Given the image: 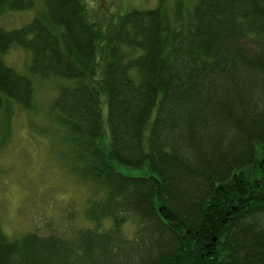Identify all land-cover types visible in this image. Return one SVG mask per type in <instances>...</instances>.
Here are the masks:
<instances>
[{"label": "trees", "instance_id": "1", "mask_svg": "<svg viewBox=\"0 0 264 264\" xmlns=\"http://www.w3.org/2000/svg\"><path fill=\"white\" fill-rule=\"evenodd\" d=\"M43 2L0 24L1 114L35 110L4 59L19 47L32 77L62 83L50 113L102 196L74 238L0 226V264H264V0H159L107 22L86 0ZM34 5L0 0V17Z\"/></svg>", "mask_w": 264, "mask_h": 264}, {"label": "rangeland", "instance_id": "2", "mask_svg": "<svg viewBox=\"0 0 264 264\" xmlns=\"http://www.w3.org/2000/svg\"><path fill=\"white\" fill-rule=\"evenodd\" d=\"M27 12L4 13L0 24L11 29L30 22L44 9L43 0H33ZM107 22L109 12L151 9L159 0H86ZM176 0H165L170 7ZM197 0H190L192 5ZM7 65L30 76L35 88V110L17 106L6 115L0 110V226L12 240L35 232L65 234L74 238L91 226L86 211L90 202L102 196L96 185L76 174L80 168L69 140L52 117L51 105L62 84L32 77L31 53L12 47L4 56ZM104 129L108 131L104 106ZM106 137L105 139H107Z\"/></svg>", "mask_w": 264, "mask_h": 264}]
</instances>
